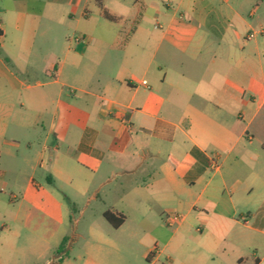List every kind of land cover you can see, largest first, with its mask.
Segmentation results:
<instances>
[{
    "label": "crops",
    "instance_id": "obj_1",
    "mask_svg": "<svg viewBox=\"0 0 264 264\" xmlns=\"http://www.w3.org/2000/svg\"><path fill=\"white\" fill-rule=\"evenodd\" d=\"M59 183L116 229L178 213L171 264H264V0H0V188Z\"/></svg>",
    "mask_w": 264,
    "mask_h": 264
},
{
    "label": "rangeland",
    "instance_id": "obj_2",
    "mask_svg": "<svg viewBox=\"0 0 264 264\" xmlns=\"http://www.w3.org/2000/svg\"><path fill=\"white\" fill-rule=\"evenodd\" d=\"M39 172L41 176L36 182L42 184V189L53 188L47 180L48 173ZM59 185L62 207L46 210L34 208L29 202L20 205L19 188L9 185L0 188V264H60V258H70L69 264H81L74 259L86 255L85 246L92 238L116 240L120 256L109 244H101L105 252L114 255L112 264H153L156 260L154 264H171V258L178 262L183 254L179 251L181 248L166 244L169 238H189L178 224H168L169 216L154 211L146 213V219L141 220L145 212L127 211L129 220L116 229L104 219V210L98 205L93 203L81 210L85 200L70 188ZM65 195L79 205L70 204ZM65 238L66 244L59 251ZM190 238H200V233ZM150 249L154 250L152 255L148 254ZM161 250L164 252L159 255Z\"/></svg>",
    "mask_w": 264,
    "mask_h": 264
},
{
    "label": "built area",
    "instance_id": "obj_3",
    "mask_svg": "<svg viewBox=\"0 0 264 264\" xmlns=\"http://www.w3.org/2000/svg\"><path fill=\"white\" fill-rule=\"evenodd\" d=\"M254 36V33H251L250 34V37H253ZM144 85H147V81H144L143 82ZM182 220V216L178 215V214H173V215H170L169 216V219H168V224L170 226H173L175 224H178L180 221Z\"/></svg>",
    "mask_w": 264,
    "mask_h": 264
},
{
    "label": "trees",
    "instance_id": "obj_4",
    "mask_svg": "<svg viewBox=\"0 0 264 264\" xmlns=\"http://www.w3.org/2000/svg\"><path fill=\"white\" fill-rule=\"evenodd\" d=\"M105 217L107 218V220L114 225V227H119L121 225V223L123 222V220L121 219L120 222L116 223L114 222V219H113V215L111 213H107L105 214ZM66 244V239L63 240L61 246L59 247V251H61L64 247V245Z\"/></svg>",
    "mask_w": 264,
    "mask_h": 264
}]
</instances>
